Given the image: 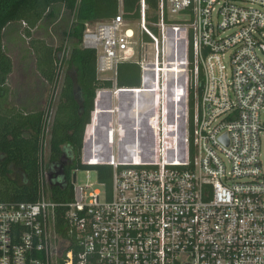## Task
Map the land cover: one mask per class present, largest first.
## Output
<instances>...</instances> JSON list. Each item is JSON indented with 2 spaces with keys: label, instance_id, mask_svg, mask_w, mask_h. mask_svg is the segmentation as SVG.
<instances>
[{
  "label": "built area",
  "instance_id": "2783aa9c",
  "mask_svg": "<svg viewBox=\"0 0 264 264\" xmlns=\"http://www.w3.org/2000/svg\"><path fill=\"white\" fill-rule=\"evenodd\" d=\"M139 5L137 21L119 9L81 37L113 89L96 92L80 162L110 166V188L74 170L71 200L55 202L42 165L35 201L0 202V264H264V0H158L149 23ZM121 62L139 66L138 87L116 86ZM104 92L122 98L105 109ZM151 110L163 115L154 147Z\"/></svg>",
  "mask_w": 264,
  "mask_h": 264
},
{
  "label": "trees",
  "instance_id": "16d2710c",
  "mask_svg": "<svg viewBox=\"0 0 264 264\" xmlns=\"http://www.w3.org/2000/svg\"><path fill=\"white\" fill-rule=\"evenodd\" d=\"M157 1L145 0L148 23L157 21L156 14H148V10H157ZM119 3L120 0H0V202L10 205L20 201H35L39 194L42 165L51 174L48 192L50 199L55 202L71 200L72 173L78 168L94 169L98 181L105 188H110V166L80 162L84 127L89 122L96 92L100 88L112 87L111 81L100 82L97 79L96 53L81 45V37L85 22L112 18L118 12ZM121 5L125 18H139V0H121ZM57 20V27L60 28L59 33H56L57 44L49 42L44 36L34 35L36 29L47 33L48 25ZM11 22L25 25L35 73L45 97L50 91L54 92L61 65L65 66L52 116L53 95L47 99L46 108L31 102L33 105L29 109L26 104L10 100L11 91L7 80L13 64L2 40L5 27ZM149 26L159 36L157 28ZM53 31L56 32L55 27ZM145 39L149 37L145 36ZM167 48L169 53L168 44ZM177 64L167 66H174L172 72L178 75L183 69L182 64ZM139 84V66L133 62L119 63L116 86L138 87ZM201 87L202 75L199 73L198 93ZM136 96L139 104L142 96L139 93ZM97 99L100 102L101 96ZM192 102L193 89L189 93L190 106ZM143 105H138L142 111L145 109ZM45 146L48 149L46 162L43 157ZM57 222H60L58 217Z\"/></svg>",
  "mask_w": 264,
  "mask_h": 264
},
{
  "label": "rangeland",
  "instance_id": "374dc122",
  "mask_svg": "<svg viewBox=\"0 0 264 264\" xmlns=\"http://www.w3.org/2000/svg\"><path fill=\"white\" fill-rule=\"evenodd\" d=\"M118 6H119L118 10L122 9L121 0H120V3ZM148 14H149V16H153L154 14H156V11L148 10ZM132 21L135 22V21H137V19L132 20ZM57 26H58V20L55 21L54 24L48 25L49 30L47 31V33H45L41 29H36V32L34 33V35L35 36L36 35L44 36L49 42L57 44L58 43V39H57L58 37H57L56 33H59V30H60V28ZM54 27L56 29V32L53 31ZM132 27L135 31H137V24H132ZM2 41H3L4 49H5L6 53L10 56V58L12 60V64H13L12 72L10 73L8 80H7V84L9 86L10 91H11V93H10L11 102H12V100H14V102L17 104H22V105L26 104L29 109H31V106L33 105V104H31V102L35 103V105L40 104L39 106L46 108L47 99H49L51 97V95H53L54 96L53 106L51 107V110H50V116H52L54 109H55L56 102H57L56 98H57L58 93H59V88H60V83H61V74L65 68L64 64L61 65L60 77H59L58 82L55 86L54 92L50 91L48 96L45 97L44 96L45 94L43 93L44 90L42 88V84L39 80V77L35 73L34 57H33V54L31 53V51L28 47L27 37L25 36V25H24V23H21V22L9 23L3 31V40ZM160 46L163 47V43L162 44L160 43ZM144 48H145L144 53H146L149 57H151L152 51H153L152 45L147 44ZM259 56L261 59L264 60V54L263 53H259ZM168 62H169V59H168ZM100 89H103V88H100ZM110 89L112 90L113 87ZM111 90H110V93H111ZM34 98L37 100H35ZM121 98H122L121 95L116 96L115 98L111 95L110 102H107L105 105L102 103V99H100L101 107H103L105 109H107L109 107H113V106L118 104V99H121ZM126 98L129 99V97H126ZM123 99H124V97H123ZM37 103H39V104H37ZM161 104H163V102L162 103L159 102L157 109H159V107H161ZM168 109H169V107H168ZM167 115H168V113H167ZM100 116H101V118H103L105 116V119L106 118L109 119L108 114L105 112L100 113ZM144 116H145L144 122L141 123V125L143 126L144 130L147 133L145 134L146 137L142 138V140L144 142L150 143L151 144L150 147H154L157 144V136H153L151 133V130L153 129L152 127H154L157 129L158 133H160V131L162 130V126H163V124H162L163 115H161L160 110H159V114H157V110H156V112H153L151 110L149 115H148V113H145ZM114 119H115V114L112 115L111 121H109V125H111V126L115 125V121H113ZM168 120H170V119L168 118ZM169 122H171V121H169ZM120 136H121L120 131L115 133L114 143L111 146V152L113 153L115 158H117V153H118L117 141L119 140ZM47 145H48V143H47ZM47 154H48V149H47V146H45L44 155H43L44 162H46V160H47ZM156 159H157V157H156ZM88 170L89 171L86 172V169L78 168L75 171L77 183L92 182V183H94V186L99 187V185L96 183L97 174H96L95 170L92 168H89Z\"/></svg>",
  "mask_w": 264,
  "mask_h": 264
},
{
  "label": "crops",
  "instance_id": "0c3cea01",
  "mask_svg": "<svg viewBox=\"0 0 264 264\" xmlns=\"http://www.w3.org/2000/svg\"><path fill=\"white\" fill-rule=\"evenodd\" d=\"M112 88V87H111ZM108 89H110V88H108ZM109 91V90H108ZM102 99V103L105 105L107 102H110V99H111V94L109 95V92L107 93V92H104V95H103V98H101ZM95 101V100H94ZM109 118H111L112 117V115H109L108 116Z\"/></svg>",
  "mask_w": 264,
  "mask_h": 264
},
{
  "label": "water",
  "instance_id": "95a60500",
  "mask_svg": "<svg viewBox=\"0 0 264 264\" xmlns=\"http://www.w3.org/2000/svg\"><path fill=\"white\" fill-rule=\"evenodd\" d=\"M48 178H51V174L47 173ZM75 180V174L72 175V181Z\"/></svg>",
  "mask_w": 264,
  "mask_h": 264
}]
</instances>
